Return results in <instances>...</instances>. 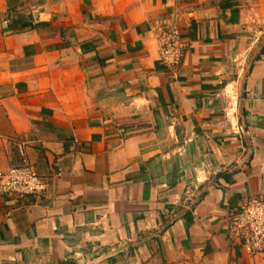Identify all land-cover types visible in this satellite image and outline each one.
I'll return each instance as SVG.
<instances>
[{"label":"crops","instance_id":"1","mask_svg":"<svg viewBox=\"0 0 264 264\" xmlns=\"http://www.w3.org/2000/svg\"><path fill=\"white\" fill-rule=\"evenodd\" d=\"M28 164L49 189L0 198V264H264L228 235L264 196V0H0V170Z\"/></svg>","mask_w":264,"mask_h":264},{"label":"built area","instance_id":"2","mask_svg":"<svg viewBox=\"0 0 264 264\" xmlns=\"http://www.w3.org/2000/svg\"><path fill=\"white\" fill-rule=\"evenodd\" d=\"M155 40L164 66L177 72L182 65L184 44L179 27L172 20H164L156 28ZM49 189V182L31 165L0 170V198L41 199ZM229 241L251 257L264 256V196L247 198L232 214Z\"/></svg>","mask_w":264,"mask_h":264},{"label":"rangeland","instance_id":"3","mask_svg":"<svg viewBox=\"0 0 264 264\" xmlns=\"http://www.w3.org/2000/svg\"><path fill=\"white\" fill-rule=\"evenodd\" d=\"M257 44H255L256 46ZM255 51V47H254V50H252V52ZM251 62H254V60L251 58H249L248 60V63H244L242 66H240V73H241V76H242V79L241 81H243L244 79V75H245V71L247 70V67L250 65ZM242 70L244 71V73L242 72ZM235 87L232 89H230V92L227 96H225V103H224V107H225V111L222 112V114L226 117L225 119L228 121V120H233V118L235 119V116L237 115V109H239V105H237V101H235ZM240 92V91H239ZM238 107V108H237ZM196 163V162H195ZM195 165V164H194ZM196 165L200 166V163L197 162ZM208 165V166H207ZM205 165L206 166V169L208 172H210V174H212L214 171L213 169H211L209 167V164ZM200 168V167H199ZM202 168V167H201ZM197 169V167H196ZM206 174H202L201 176H205ZM199 174L197 173H194L193 172V182H196L197 178ZM209 176V175H207ZM199 191H201L200 189H198L197 187H194L193 184H191V186L188 188V194L191 196L190 198L191 199H196L198 196H199Z\"/></svg>","mask_w":264,"mask_h":264}]
</instances>
